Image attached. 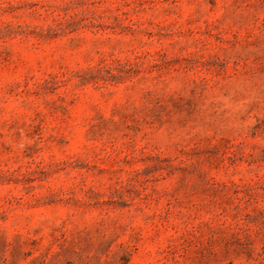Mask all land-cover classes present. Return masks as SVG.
I'll return each mask as SVG.
<instances>
[{
    "label": "rangeland",
    "instance_id": "374dc122",
    "mask_svg": "<svg viewBox=\"0 0 264 264\" xmlns=\"http://www.w3.org/2000/svg\"><path fill=\"white\" fill-rule=\"evenodd\" d=\"M0 264H264V0H0Z\"/></svg>",
    "mask_w": 264,
    "mask_h": 264
}]
</instances>
